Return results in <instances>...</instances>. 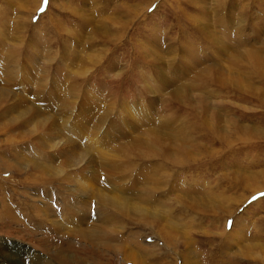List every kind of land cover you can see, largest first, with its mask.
Segmentation results:
<instances>
[{"label": "rangeland", "instance_id": "1", "mask_svg": "<svg viewBox=\"0 0 264 264\" xmlns=\"http://www.w3.org/2000/svg\"><path fill=\"white\" fill-rule=\"evenodd\" d=\"M35 261L264 264V0H0V264Z\"/></svg>", "mask_w": 264, "mask_h": 264}, {"label": "bare ground", "instance_id": "2", "mask_svg": "<svg viewBox=\"0 0 264 264\" xmlns=\"http://www.w3.org/2000/svg\"><path fill=\"white\" fill-rule=\"evenodd\" d=\"M114 201V200H113ZM93 235H94V233H93ZM86 236L87 235H85V238H86ZM92 236V235H91ZM103 236V233H101V234H99L98 235V238H103L102 237ZM88 238H90V237H88ZM81 253V252H80ZM8 255V254H7ZM85 255V254H84ZM13 257V256H12ZM68 259H70L69 258V256H66V260H68ZM79 259V258H78ZM134 260V259H133ZM73 261V260H72ZM134 262H135V260H134ZM39 262L38 261H35V262H32V263H30V264H38ZM42 263V262H41ZM47 263H48V261H47ZM144 263V262H143ZM14 264H16V263H14ZM27 264H29V263H27ZM140 264H142V263H140ZM145 264V263H144ZM184 264H187V263H184Z\"/></svg>", "mask_w": 264, "mask_h": 264}]
</instances>
